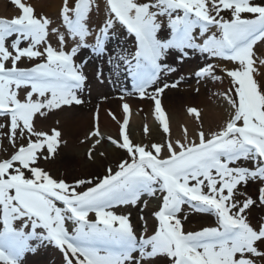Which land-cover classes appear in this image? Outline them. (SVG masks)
Segmentation results:
<instances>
[{
	"label": "snow or ice",
	"instance_id": "6c2138e0",
	"mask_svg": "<svg viewBox=\"0 0 264 264\" xmlns=\"http://www.w3.org/2000/svg\"><path fill=\"white\" fill-rule=\"evenodd\" d=\"M11 3L20 14L0 19V116H10L13 141L18 128L30 137L26 146L0 162V262L17 264V254L30 247V240L54 244L66 264H142L158 255L169 258L168 264L264 260V251L258 250L264 246V222L254 226L246 214L256 201L250 196L237 199L238 186L264 181V53L257 56L254 51L257 42L264 43V5L212 0L210 11L206 0H63L58 24L34 13L33 6L22 0ZM222 9L231 10L230 19L220 15ZM242 13L253 18H242ZM121 29L126 38H134L132 46L109 52L106 43ZM53 35L58 46L50 42ZM85 48L107 56L110 83L121 73L131 79L132 91L124 90L121 100L135 93L155 101L156 119L165 133L170 128L160 94L185 79L183 75L172 83L164 79L177 70L164 62L169 50L181 54L176 58L181 63L189 57L188 50L232 62L235 68H221L230 78V94L221 93L230 106L229 117L219 130L206 133L201 128L198 142L189 140L185 129L183 141L139 146L125 133V115L119 129L122 142L108 137L112 145L127 151L128 158L117 157L115 170L110 166L102 178L94 175L74 183L54 179L36 164L43 149L48 156L56 152L61 132L38 130L33 118L85 103L87 60L74 59ZM29 63L32 66H20ZM218 67L205 62L194 72L197 83L221 80L215 74ZM96 77L104 82L103 65ZM123 112H129L127 103ZM188 112L197 109L189 107ZM90 158L94 159L91 152ZM241 161H252L253 166H240ZM14 162L19 166L14 167ZM84 185L86 190H77ZM144 195L162 198V203L154 213L158 221L154 234L142 233L138 238L129 217L113 209L136 205ZM259 202L264 205V186L259 188ZM148 203L144 201L145 206ZM185 204L214 216L215 225L185 231L178 216ZM16 221L22 225L16 226ZM137 251L139 257L133 255Z\"/></svg>",
	"mask_w": 264,
	"mask_h": 264
},
{
	"label": "bare ground",
	"instance_id": "6f19581e",
	"mask_svg": "<svg viewBox=\"0 0 264 264\" xmlns=\"http://www.w3.org/2000/svg\"><path fill=\"white\" fill-rule=\"evenodd\" d=\"M22 2L33 6L34 13L53 19L58 24L62 23L58 18V14L63 0H22ZM101 9L103 10V8ZM19 14V9L11 3V0H0V19H11ZM50 42L58 46V40L54 35L51 36ZM254 48H258V44ZM259 51L258 54L260 53V55L264 53V47L259 49ZM194 54L191 61L184 62L180 66L173 65L177 70L175 73L169 74L167 82L172 83L179 79L181 75L185 79L176 88L166 89L159 97L161 100V108L164 110L166 120L169 122L170 130L168 133L163 131V126L156 119L154 100L147 96L141 98L135 93L126 95L121 100L122 93L119 94L112 87H108V85H112L111 83L118 81L116 77L112 78L113 82L111 83L106 76L104 82H100L97 79L96 72L101 65H103L104 72H109V67H107L105 61H100L99 66L96 64H91L90 66L86 64L84 66L83 71L87 75L86 85L89 92L87 93L89 97L82 96L86 100V104L66 106V109H64L66 111L60 109L52 110V112L58 113L54 122L51 121L52 114H50L48 120L44 117L41 121L40 115L37 113L33 118V125L36 129L46 131L50 134L53 130L60 131L62 137L61 142L67 149L71 148L75 136H83L87 141L92 140V145L84 151L82 156L70 155V158L73 160L77 158L82 160L81 175L85 179L88 178L87 176H94L96 172L104 173L103 168L105 165L119 156V148L112 145L108 137L117 139L119 142L122 140L119 129L121 124H123L125 115H127L128 119V125L125 126V133L131 139L137 141L140 146L146 143L152 145L156 142L157 144H166L169 139L172 142H175L177 139L183 141L185 129L188 130L189 140L193 138L197 139L198 132L201 128L207 131L212 126L220 127L229 117L230 113L228 109L230 106L221 93L230 94V92L228 80L225 76L227 75L226 71H221V68L226 66L227 69L231 70L234 68L232 67L234 65H231L232 62L217 60L216 58L209 59L207 54H200L198 52H194ZM74 59L77 62L84 61L80 58L79 53ZM171 60V58L165 59L167 63L171 62ZM205 62L220 64L221 67L216 68L215 74L220 76L221 80L214 82L211 79H203L197 83L194 72L199 67L204 66ZM8 66H11L10 63ZM20 66L30 67L32 65L29 63L21 64ZM197 88H199V92L196 91ZM120 90L121 92H124V90L128 92L132 91L122 84ZM124 103L129 105V112L127 114L123 112ZM189 107L196 108L198 115L197 113H189ZM61 112L63 113L62 116L60 115ZM109 112L112 115H109ZM113 116L116 119H113ZM145 128L148 129L147 132ZM96 132H99V135H93ZM97 140H100V144H96ZM162 151H164L165 155L167 154L166 149ZM90 152L94 156V159L90 158ZM101 152L106 153V155L101 156ZM145 200L149 202L147 206L144 205ZM159 201L160 198L156 196L148 197L144 195L137 202L140 206V211L137 216L133 217V222L135 225L141 224L143 231L148 229L152 224V219L148 214L149 209L155 208ZM15 224L19 227L22 225V222ZM26 231H30V228H27ZM39 246H41L39 248H43L44 244L40 242ZM36 251H38V248L23 251L21 257L22 263L43 264L44 258H41L39 261ZM46 259L48 261V257ZM157 263L155 261H147L142 264Z\"/></svg>",
	"mask_w": 264,
	"mask_h": 264
},
{
	"label": "rangeland",
	"instance_id": "374dc122",
	"mask_svg": "<svg viewBox=\"0 0 264 264\" xmlns=\"http://www.w3.org/2000/svg\"><path fill=\"white\" fill-rule=\"evenodd\" d=\"M216 2L218 3V0H216ZM250 2L254 3V4L264 5V0H250ZM206 4L209 6V10L212 11V9H211L212 0H206ZM101 12H102L101 14H103L102 9H101ZM212 14L215 15V12L213 11ZM220 15L223 16L225 19H230L231 18V10L222 9ZM241 15H242V18H253V14H250V13H242ZM9 39L10 40L8 42L10 44L11 40L14 39V36L10 37ZM133 39L134 38H132V37L126 38L125 30L121 29L120 33H118L114 38L110 39L106 43V48L109 52H112L114 49L118 50L120 48H128V47L132 46V40ZM257 44H258V48H254V51L256 52L257 56H260V53L258 54V52H260L259 49H262L264 47V43L257 42ZM188 51H189V57L184 58L183 62L181 63V62H178L176 59L181 54L176 52L175 50H169V53H168L166 58L167 59L171 58L172 60H171V62H168V64L171 66H173V65L174 66H180L184 62L191 61L195 54L191 50H188ZM79 54H80V58L82 60H87L88 66H90L91 64H96L99 66L100 61H105L107 67H109L107 64V56L106 55L105 56H98L95 53H93L92 50L89 48L81 49ZM164 62L167 63L166 61H164ZM231 65H234V66H232L234 68L237 66L234 63H232ZM108 73L109 72H104V79H105V76L108 79ZM225 76L228 80L227 82H228V86L230 88V78L227 77V75H225ZM113 77H115V76H113ZM168 78H169V74L164 79L167 81ZM123 81H125V83H123ZM121 83L126 86V85L132 84V81L129 77H127V75L125 73H121L119 76L118 84H121ZM111 84L112 85H108V87L115 88V91L118 93V90H116V89L119 87V85L117 86L116 82L115 83L113 82ZM161 86H162V83H161ZM130 87L132 88V85H130ZM106 88H107V85H106ZM151 90L153 91L154 88L149 89V91H151ZM165 91H166V89H165ZM87 93H89V92L87 90V85H86L85 90L82 93V96L84 97V95H85L86 97H89ZM121 93L119 92V94H121ZM122 95H123V93H122ZM84 101H85L84 104H86L85 99H84ZM63 109H66V106H63ZM63 111H66V110H63ZM50 114H52L51 121L54 122V119H55V117H57L58 113L52 112V111L49 112L47 117H46L47 120H48ZM60 115L62 116L63 113L61 112ZM43 118L44 117L40 116L41 121ZM0 125L3 126V127H0V162H2L5 159H10L11 155L14 154V152L18 149L19 146H21V145L26 146L28 139L30 137V134L27 132V130H25L24 134L21 135L20 130L18 128L16 130V133H15V141H13V139H11L12 132H11V118H10V116H0ZM162 129H163V127H162ZM216 130H219V127L218 126H212V127H210V129H208L205 132L207 133V132L216 131ZM48 134H50V133H48ZM31 139L34 140L35 137L32 136ZM129 139L133 143V145H139L137 141L131 139L130 137H129ZM196 140L198 142V135H197ZM73 141H74V143L72 144L70 149H67L62 144V142H60L58 147H57L56 152L53 153L51 156L47 155L46 148L43 149L42 151L44 152V155L39 157L36 166L40 167L44 171H47L49 173V175L52 176L54 179H57V180L63 179V180H65L66 183H74L75 180L78 178L85 179V177H82V175H81L82 160L79 158L73 160L70 158V155H75V156H79V157L82 156L84 151L87 150L89 148V146L92 145V140L87 141V139H85L83 136H75ZM120 142H122V140ZM143 146H150V145H148L146 143ZM119 150H120V154H119L120 157L128 158L127 157V151L125 149H119ZM153 152H154V149H153ZM118 163H119L118 159L115 158L110 163H107L105 165V167L103 168L104 173L103 172H96L95 175H100L102 178V176L104 174H106L108 167L111 166L115 170ZM238 164L240 166H245V167H252L253 166L252 161H247V162L241 161V162H238ZM18 166H19L18 163L14 162V167H18ZM24 172H25L26 176L30 177L31 174L27 169H25ZM87 177L91 178V176H87ZM88 178H86V179H88ZM262 186H264V181H260L259 179L249 181L246 185L242 184V185L238 186L237 199L242 201L243 199L250 196L251 198H253L256 201V203L253 206H251L250 210H246L247 218L249 219V222L254 226H258V222H264L261 220V218H264V205L260 204V202H259V188ZM86 187H87V185H84V186H81L77 190L78 191L86 190ZM240 193H243L244 195H240ZM58 206H62V205H59V202H58ZM139 209H140V206L138 204H136V205L129 204V205H118L113 209V211L117 215H126L129 217V221L132 224L134 231H135L138 238L143 232H145V233H143L145 236H147L149 234H154L156 227H158V221L156 220L154 213L156 211H158L159 208L156 211L153 210L152 212H148V214L150 215V217L152 219V224L147 229V231L146 230L143 231V228H142L143 226L141 224L135 225V223L133 222V219H134L133 217L137 216L139 214V211H140ZM185 214H187V219L184 218ZM178 216L182 220L183 229L185 231H199L203 227L215 225V217L214 216H212L208 213H201V212L195 211L194 209L190 208L187 204L182 206V211H181V213L178 214ZM89 217H90V219H94L95 218L94 213H90ZM17 222H22V221H16L15 223H17ZM66 227L68 229H70V231H71L72 225L70 222L66 223ZM0 228H2L1 223H0ZM38 231L43 232V229H37V232ZM40 242H42L44 244L43 248H39V247H41V246H39ZM29 245H30V247L28 248V250L29 249L32 250L33 248L34 249L38 248V251H36V254H37V258L39 259V261L41 258L46 259L47 254L49 253L48 246L50 247V249H53L48 243H44V241L30 240ZM46 245H48V246H46ZM258 250L264 251V246H261ZM133 255L136 257H139V252L137 251V252L133 253ZM57 256H58V253L56 254V257ZM248 258H252V259L256 260L257 264H264V260H261L258 257H248ZM45 259H44L43 264H66L63 252H62V256H60L59 258H56L55 261L53 260L52 257L49 258L48 261L46 259V262H45ZM168 260H169V258H167L166 256L158 255L154 258H149L148 260L142 261V263H145L147 261L148 262L155 261V262H158L157 264H168ZM0 263L3 264V262H0ZM37 264H41V263H37Z\"/></svg>",
	"mask_w": 264,
	"mask_h": 264
}]
</instances>
